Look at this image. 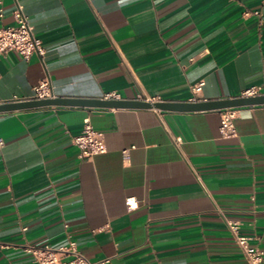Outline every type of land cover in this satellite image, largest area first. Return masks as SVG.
<instances>
[{
    "label": "crops",
    "instance_id": "obj_1",
    "mask_svg": "<svg viewBox=\"0 0 264 264\" xmlns=\"http://www.w3.org/2000/svg\"><path fill=\"white\" fill-rule=\"evenodd\" d=\"M17 4L45 51L0 55V102L31 98L43 77L62 96L264 92V0H0V25ZM232 110V136L222 109L0 112V264H31L28 247L68 238L94 264H247L224 219L264 251V104ZM86 116L106 146L91 158L72 141Z\"/></svg>",
    "mask_w": 264,
    "mask_h": 264
},
{
    "label": "built area",
    "instance_id": "obj_2",
    "mask_svg": "<svg viewBox=\"0 0 264 264\" xmlns=\"http://www.w3.org/2000/svg\"><path fill=\"white\" fill-rule=\"evenodd\" d=\"M259 13L258 10L254 11ZM0 10V15H1ZM15 17L14 24L0 25V55L8 50H15L24 58H29L33 52L43 54L45 47L41 39L33 32L32 25L28 22L22 6L17 4L13 11ZM202 81L191 85L195 92L200 89ZM261 85H250L242 91V95H256L264 93ZM53 96L50 81L43 77L34 86L31 98H44ZM12 100H20L16 96ZM154 100V98H149ZM232 107L223 108L220 114L219 130L222 136H232L236 134L233 123ZM179 139V138H178ZM73 143L78 147V155L81 158H91L93 155L105 151L104 133L95 128L89 118H83V125L80 132L72 135ZM0 137V146L3 144ZM123 155L127 157V148L123 149ZM125 203L128 209L138 206V200L134 196H127ZM225 225L233 235L234 240L240 247L247 264H264V251L260 246L250 241V236L241 232L240 222L236 219L225 218ZM28 250L32 254L31 264H94L83 254L74 239L68 238L66 243L58 246H30ZM99 262L110 263L108 257L102 258Z\"/></svg>",
    "mask_w": 264,
    "mask_h": 264
},
{
    "label": "water",
    "instance_id": "obj_3",
    "mask_svg": "<svg viewBox=\"0 0 264 264\" xmlns=\"http://www.w3.org/2000/svg\"><path fill=\"white\" fill-rule=\"evenodd\" d=\"M264 104V93L256 95H239L233 97L198 99V100H165L145 98L114 97H81L53 95L44 98H26L0 102V112L19 110L45 105H70L89 107H156L164 110H208L227 107Z\"/></svg>",
    "mask_w": 264,
    "mask_h": 264
}]
</instances>
